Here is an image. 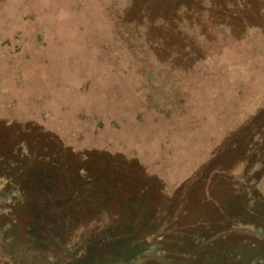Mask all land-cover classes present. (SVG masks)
<instances>
[{"label":"rangeland","instance_id":"374dc122","mask_svg":"<svg viewBox=\"0 0 264 264\" xmlns=\"http://www.w3.org/2000/svg\"><path fill=\"white\" fill-rule=\"evenodd\" d=\"M166 1L0 0V264H264V0L201 60Z\"/></svg>","mask_w":264,"mask_h":264},{"label":"trees","instance_id":"16d2710c","mask_svg":"<svg viewBox=\"0 0 264 264\" xmlns=\"http://www.w3.org/2000/svg\"><path fill=\"white\" fill-rule=\"evenodd\" d=\"M157 3L158 8H166L168 18L162 20L157 16L155 21L159 24L161 21L169 23L173 25V29L177 33L180 34L181 32V34L187 36L189 44L192 45L189 54L190 59L201 60L204 57L206 58L209 55L207 52L211 53L212 46L221 47L224 45L226 47L229 38L235 39L238 36L239 29L236 23L238 22V15L232 0H219L218 2L217 0H167V5H162L161 2L160 4L159 2ZM127 24H134V21ZM244 31L242 30V32ZM178 70L179 68H177ZM151 79L152 77L149 78L150 81ZM178 81L176 76L167 78L163 81L162 94L158 96L157 100L152 97L148 99V104L152 107L151 109L159 113L160 116H163L165 121H172L179 114L182 115L189 112V110L186 111V108L189 106H186L189 94L184 92L183 87L178 85ZM194 125L191 122V129L195 127ZM202 136L205 138L206 133H202ZM110 233L111 235L113 234L112 231ZM107 239L110 240L112 237H108ZM148 248L142 250V255L151 256ZM93 257L92 255L91 258ZM140 259L139 256L127 255L123 260L121 258H109L99 262V264H137Z\"/></svg>","mask_w":264,"mask_h":264}]
</instances>
